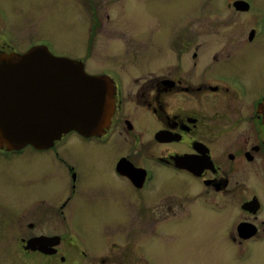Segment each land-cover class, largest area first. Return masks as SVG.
I'll use <instances>...</instances> for the list:
<instances>
[{
	"label": "flooded vegetation",
	"instance_id": "flooded-vegetation-1",
	"mask_svg": "<svg viewBox=\"0 0 264 264\" xmlns=\"http://www.w3.org/2000/svg\"><path fill=\"white\" fill-rule=\"evenodd\" d=\"M240 1L244 0L210 8L212 18H178L155 41L139 33L144 24L132 29L124 25L131 39L118 37L116 17L105 15L106 23L116 22L108 31L113 32L117 52L133 61L142 75L128 83L120 65L97 68L93 75L111 82L114 106L100 136L70 132L47 149L0 148V163L28 152L49 159L41 163L44 167L33 164V194L26 203L33 206V222L27 223L33 234L21 236L14 248L8 239L11 227H1V240L9 245L14 262L149 264L127 230L147 229L154 239L160 229L188 224L208 228L214 245L239 250V264L249 261L255 250H264V12L249 1L236 5ZM90 3L95 0L81 7L88 37L96 43L109 33L97 40L103 23ZM42 45L64 57L44 40H21L0 9V57L23 55ZM152 45L158 47L155 53L148 50ZM156 59L158 71L153 69ZM110 142L121 151L98 152L105 164L96 168L102 176L92 196L87 192L86 167L70 162L69 156L84 146L90 159ZM59 169L62 181L57 178ZM173 176L191 184L185 209L181 196L170 193L181 185ZM8 179L14 185L19 182ZM15 200L0 202L15 205L22 199ZM12 204L8 210L19 213L22 208ZM100 213L116 219L119 230L103 246H95L84 229L99 230ZM31 239L33 248L28 247Z\"/></svg>",
	"mask_w": 264,
	"mask_h": 264
},
{
	"label": "rangeland",
	"instance_id": "rangeland-1",
	"mask_svg": "<svg viewBox=\"0 0 264 264\" xmlns=\"http://www.w3.org/2000/svg\"><path fill=\"white\" fill-rule=\"evenodd\" d=\"M10 1L0 0V9L7 14L15 34L21 40H44L57 55L77 61L84 60L87 71L91 75L95 74L97 68L102 66L120 65L119 69L124 73L125 82H128L142 74L135 70L133 61L123 59L116 50L113 32L108 31L116 22L121 25L115 26L118 29V37L123 36L126 39H131V34L125 31L122 26L130 24L129 28L132 29L134 26L144 24V30L139 33L151 41H155L156 38H160L169 32L170 24L176 23L178 18H212L214 16L212 11L217 5H222L223 2L225 5L227 3L232 5L236 0H95V3L89 5H95L97 17L103 23L102 32H99L101 35L97 37V40L104 38V35L109 33V36L96 43V40L93 41V38L88 37V29L85 23L86 13L85 9L81 7V3L87 0H17L15 4ZM244 1L251 2L252 5L264 12V0ZM82 6L85 7V5ZM210 8L214 9L211 10ZM87 13L90 12L87 11ZM106 14H109L111 18L116 17V22L106 23ZM117 36L116 38L119 39ZM168 43V41L165 43L167 51L171 50ZM157 48L152 45V48H148V50L150 53H155ZM142 59L144 58L142 57ZM139 61L141 62V59ZM159 62L160 59L159 61L156 59L153 67L155 71H158ZM126 85L128 84L126 83ZM111 148L114 149V153L121 151L119 147L116 148L110 142L102 148V151H96L95 154H92L90 159L88 158L89 153L83 151L84 146L73 150L69 156L70 162L79 163V166L86 167L84 168V176L88 185L87 192L92 196L98 193L94 185L102 176L96 172V168L105 164L104 161H99L100 153L98 152L110 154ZM108 156L111 157V155ZM90 161L94 162L91 163ZM44 162L48 163L49 159L33 157V152H28L26 155L14 159L11 163H0V177L5 179V181L0 179V201H8V199L14 198L22 199L15 200L17 201L15 205L12 202H7L6 207L0 202V230L3 226L11 227L8 232V239L12 240L14 248L21 236L26 237L33 234L27 228V223L33 222V206L30 207L28 205L31 204L26 203L33 194V164H36L37 167H44L45 164H41ZM2 173L10 179H17L19 182L14 185ZM103 177L107 178L105 175ZM57 178L61 181L64 178L60 169ZM179 181L181 182L180 189H174L170 193L181 196L182 207L185 209L186 206L190 205L186 195L190 193L191 184L182 177L179 178ZM11 204L13 208L19 209L21 207V211L19 213L14 212L11 207L8 210L7 207ZM98 218L99 230L90 231L91 229L85 228L84 233L90 244L103 246L109 238L116 236L119 223L104 213H100ZM104 219L111 221L106 222ZM189 227L188 224L168 228L166 231L160 229L154 239L151 236L148 237L147 229L133 227L128 229L126 233L132 237L133 244H139L143 249L149 264H239L235 257L239 250L214 245L210 230L202 224L193 228ZM8 246L3 244L0 236V264H20L11 258L14 256ZM28 262L32 264L33 261L31 259ZM240 264H264V250H255L249 261Z\"/></svg>",
	"mask_w": 264,
	"mask_h": 264
},
{
	"label": "water",
	"instance_id": "water-1",
	"mask_svg": "<svg viewBox=\"0 0 264 264\" xmlns=\"http://www.w3.org/2000/svg\"><path fill=\"white\" fill-rule=\"evenodd\" d=\"M113 108L111 82L86 74L80 61L55 57L41 46L0 57L1 149H47L69 132L98 137ZM261 109L264 116V102Z\"/></svg>",
	"mask_w": 264,
	"mask_h": 264
}]
</instances>
